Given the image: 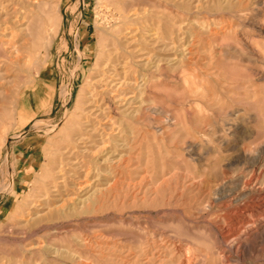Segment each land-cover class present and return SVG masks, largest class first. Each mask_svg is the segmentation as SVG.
I'll return each instance as SVG.
<instances>
[{
  "label": "rangeland",
  "instance_id": "1",
  "mask_svg": "<svg viewBox=\"0 0 264 264\" xmlns=\"http://www.w3.org/2000/svg\"><path fill=\"white\" fill-rule=\"evenodd\" d=\"M260 144L264 0H0V264H264Z\"/></svg>",
  "mask_w": 264,
  "mask_h": 264
},
{
  "label": "bare ground",
  "instance_id": "2",
  "mask_svg": "<svg viewBox=\"0 0 264 264\" xmlns=\"http://www.w3.org/2000/svg\"><path fill=\"white\" fill-rule=\"evenodd\" d=\"M116 70V69H115ZM108 72V71H107ZM112 78V77H111ZM116 78H118V77H116ZM111 80V79H110ZM115 80V79H114ZM118 80V79H117ZM104 81H109V80H107V78L106 79H104ZM111 82H112V80H111ZM124 82V81H123ZM102 83V82H101ZM121 83V82H120ZM111 84H113V83H111ZM126 84V83H125ZM109 85H110V83H109ZM113 86V85H112ZM111 87V86H110ZM250 187H251V190H253V196L257 199V198H259V197H264V194L262 193V194H260V191H262V189L260 190V188H259V185H258V183H257V180H255L254 182H253V184H251L250 185ZM251 193V192H250ZM253 196H251V198H253ZM254 198V199H255ZM254 201V200H253ZM237 211V210H236ZM237 213V212H236ZM227 220H229V219H227ZM230 221V220H229ZM236 221L235 220H233V221H230V223L229 224H234ZM236 224V223H235ZM238 224V223H237ZM235 232L233 231V230H231V231H227V233H226V235H225V238L226 239H228L229 237H232V235L234 234ZM262 236H264V232H262ZM224 238V239H225ZM239 243V242H238ZM238 243L237 242H235V241H233L232 243H230V245L228 246L230 249H236L237 247H238ZM240 246V245H239Z\"/></svg>",
  "mask_w": 264,
  "mask_h": 264
},
{
  "label": "clouds",
  "instance_id": "3",
  "mask_svg": "<svg viewBox=\"0 0 264 264\" xmlns=\"http://www.w3.org/2000/svg\"><path fill=\"white\" fill-rule=\"evenodd\" d=\"M264 145V144H260V145H253L252 148H250L247 152V155L249 156H256L259 155V148Z\"/></svg>",
  "mask_w": 264,
  "mask_h": 264
}]
</instances>
